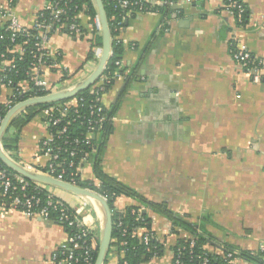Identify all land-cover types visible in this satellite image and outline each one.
<instances>
[{"label":"crops","instance_id":"1","mask_svg":"<svg viewBox=\"0 0 264 264\" xmlns=\"http://www.w3.org/2000/svg\"><path fill=\"white\" fill-rule=\"evenodd\" d=\"M175 1L179 8L167 23L153 12L127 15L121 31L127 70L102 96L109 119L93 139L105 143L103 169L139 192L120 196L116 208L141 206L165 247L144 264H171L178 239L192 237L175 234L166 216L143 206L148 202L167 203L193 221L215 253L234 247L257 255L264 244V68L261 81L253 82L234 60L231 43L237 39L264 60V0H243V24L225 0ZM45 2L0 0V11L9 7L22 25L32 27ZM2 18L0 12V23ZM84 23L82 38L55 34L49 41L72 75L60 82V71L50 74L57 90L75 86L98 64L102 32L89 18ZM92 45L96 59H88ZM12 92L0 86V103ZM46 132L45 124L36 125L31 135L26 130L17 153L5 151L25 166H44L38 148ZM92 161L83 166V180L95 179ZM1 199L0 193V264H53L52 254L67 245L66 228L4 210ZM69 205L81 209L88 225L101 226V216L80 196ZM116 255L109 264H118L122 255ZM233 264L256 263L237 257Z\"/></svg>","mask_w":264,"mask_h":264},{"label":"built area","instance_id":"2","mask_svg":"<svg viewBox=\"0 0 264 264\" xmlns=\"http://www.w3.org/2000/svg\"><path fill=\"white\" fill-rule=\"evenodd\" d=\"M13 1L14 0H9L10 4H12ZM72 1L73 0H46L45 5L38 11L35 23L32 27L22 25L18 17L10 11L9 7L0 11L3 17V22L0 24L2 25L8 22L6 30L12 32V39L14 40L16 35H24L28 39L34 38L37 50L36 61L33 63L30 79L20 81L16 87L14 86L13 79L8 75L9 71L16 69V62L13 59H7L3 61V64H0V70L7 72L0 76V86H8L13 91L11 97L3 103L9 110L15 104L25 100L24 96L32 91L33 88L47 93L32 97L58 91L48 78L50 74L60 71L62 73L60 82H65L68 79L70 73L66 68L61 67V61L59 60L62 54L58 51L53 52L49 48V41L55 34H66L74 38H82L86 35L84 18H89L90 20L87 13V6L83 5L79 11L75 12L73 16H70ZM111 3L116 9H123L126 12V16L128 14L148 12L162 14L161 9L163 7L174 9L177 6L175 0H111ZM225 4L228 12L236 21L239 24H243L247 12L244 1L225 0ZM113 19H115V16H113ZM90 23L94 30H101V24L98 18L93 22L90 21ZM166 30L168 31L169 28ZM2 38L3 35L0 34V60L5 58V54L1 53ZM115 39L117 41H124L121 37V32L117 33ZM131 45L132 47L134 46L133 44ZM231 45L234 48V60L251 76L253 82L259 83L264 68V60L255 57L247 48L242 46L237 39H234ZM10 51L18 52L21 57L24 50L22 45L18 44ZM94 55H96V50ZM95 57L96 56H94V59H96ZM122 62L123 61H117L116 64L120 65ZM53 68H56V71L53 70ZM105 70L97 82L88 88L89 92L94 95L90 102H87L84 97H77L76 95L64 101L50 103L48 107L41 110L47 130L46 135L40 140L41 155L46 159V162L44 166H40L39 168L46 169L44 174L64 180L73 185H78L76 176H80L84 164L89 162V156L95 151V147L92 145L91 147L93 150L90 155L83 154L79 157V148L84 144H90L91 140H94L93 136L96 135L109 119L107 110L102 103V96L107 91L108 85L112 83V77L109 74L105 75ZM24 82L27 84V87L24 85ZM84 107H86L87 110L83 111ZM3 119L4 117L0 116V125ZM74 123H80L86 127V130L83 131V136L73 135V133H76L75 130H72V135H70V127ZM76 163H78L76 167L78 172L77 170H75V172L69 171L68 168H73L76 166ZM32 186L33 188L30 191L29 189ZM43 188H45V185L38 182L36 185H33L30 179L12 170L4 163L3 165L0 163V193L2 197L1 204L4 210L16 209L29 218H38L73 229L72 232H68L67 245L62 247L67 249L68 254L63 258H58L57 253L54 252L51 256L53 264H95L91 253L99 248L101 235L100 227L96 224L88 225L80 208H72L63 199L56 198L53 192L47 195V204L41 207V200L38 193ZM83 205H85V203ZM50 208L57 211L58 215L55 217L51 216ZM139 211H141V209H139ZM133 212H136V210H133ZM121 226L122 222H118V227ZM99 230L100 232H98ZM120 230L123 236L128 234L126 228L122 227ZM153 235L154 232L147 226H138L130 233L132 238L139 237L146 243ZM194 245L195 241L191 240L190 249H192ZM78 249H82L84 254L77 255L76 251ZM124 252L125 250L120 254L124 256ZM258 253L264 260V244L259 246ZM226 258V264H233L234 254L228 253ZM173 261L174 252L172 262ZM175 262L176 264H184L181 255L177 256ZM194 264L213 263L207 255H204Z\"/></svg>","mask_w":264,"mask_h":264},{"label":"trees","instance_id":"3","mask_svg":"<svg viewBox=\"0 0 264 264\" xmlns=\"http://www.w3.org/2000/svg\"><path fill=\"white\" fill-rule=\"evenodd\" d=\"M17 0H14L12 4H15ZM108 18H109V24L110 29L112 33V49H111V57L107 64L105 75L109 74L112 77V83H110L107 87V91L112 87V85L115 83L116 79L120 75H124L127 70V66L122 62V64L117 65V61H123V55H124V41H117L115 39V36L117 33H120L124 27L125 20H126V12L121 8H115L114 5L111 3V0H103ZM83 5L87 6L88 9V15L90 17V21H94L96 18H98L97 10L94 4L93 0H73L71 2V11L70 16H73V14L77 11H79ZM76 7V8H75ZM174 10H176L174 8ZM174 10L170 7H163L161 9L162 16L165 18V22L167 23L169 18L174 13ZM113 16H115V19H113ZM245 15V20H246ZM8 25V22L4 24H0V34L3 35V38L1 39V53L5 54V58L0 60V64H3L4 60L7 59H13L16 62V69H13L12 71L8 72V75L10 78L13 79L14 86L16 87L20 81L30 79L32 74V66L33 63L36 61V46H35V39L30 38L28 39L24 35H16L15 39H12V32L9 30H6V27ZM33 33V31H32ZM21 44L23 47V54L20 57L18 52H11L16 45ZM100 44V43H99ZM101 45V44H100ZM95 45H92V48L88 54V59L94 58V50L93 47ZM59 60H62V56L59 57ZM53 70L56 71V68H53ZM4 73L0 70V76H2ZM72 76V75H71ZM70 75L68 76L71 77ZM114 78V79H113ZM47 92H41L38 91L36 88H33L32 91L28 92L24 98H29L35 95H41ZM77 97H84L87 102H90V100L94 97L88 89L80 92L77 94ZM49 104H41L37 106H31L28 108H25L24 111L18 115H16L12 121V125L16 127L18 130L17 133L9 136L7 134L3 137V147L6 150H9L11 152L17 153L18 151V144L20 141V131L25 125L41 110L48 107ZM87 110L86 107L83 108V111ZM9 111L8 108H6L3 104H0V116L5 117L7 112ZM107 123L102 127V132L105 131ZM75 130L76 133H73V135L76 136H83V131L86 130V127L81 125L80 123H74L70 127V135L71 131ZM82 133V134H81ZM104 142H100L96 145V141L91 140L90 144H84L80 149L79 157H81L83 154H89L92 152L93 148L91 147L94 145L95 151L89 156V160L92 161V168L95 179H85L83 180L80 176H76L78 185L89 188L100 194L109 204L111 212H112V220H113V236L111 240V249H114L116 252L121 253L123 250L124 256H121L119 258L118 264H144L149 262L152 258L156 256H161L164 253V245L156 238L155 235H153L149 241L143 242L141 238H132L130 236V233L138 226H147L149 229H152V220L148 216L147 213H144L142 207L139 205H133L126 207L123 210H119L116 208L115 202L116 200L123 195L131 196V197H138L139 192L119 180L118 178L111 176L108 174L104 169L102 165V156L104 154ZM93 156V157H92ZM13 158L18 161L19 163L23 164L21 161V158L17 154H13ZM69 160V159H68ZM67 160V161H68ZM0 163L3 165V162L0 161ZM77 165L73 168H68L69 171L75 172L77 170ZM30 169H33L35 171H38L40 173H45L46 169L39 168V167H31L26 166ZM83 169V168H82ZM78 172V170H77ZM32 181V180H31ZM33 185H36L37 182L32 181ZM33 188L30 187V191ZM1 192V190H0ZM52 192L47 187L43 188L39 193L38 196L41 200L40 206H45L47 204V195ZM56 196V195H55ZM2 198V197H1ZM56 198H59L56 196ZM4 199V198H3ZM9 199V198H6ZM10 201V200H9ZM144 207H150L153 210L163 214L166 216L171 222H172V229L175 234H180L181 231H186L191 234V238L189 239H178L177 243L173 247L174 252V261L171 264H176L175 260L178 255H181V259L184 262V264H194L197 260H199L202 256L207 255L211 262L213 264H226L227 263V254L232 253L234 254L235 258H245L247 260H250L256 264H264V260L262 256L258 253L253 254L249 250H240L239 252L235 251L234 247H229L225 251L221 253H215L214 251H211L208 249L207 245L209 243V238L207 236L202 235L198 232L196 229V225L193 221H190L186 219L182 214H179L172 210L167 203L164 202H148V203H142ZM141 209V211H139ZM133 210H136V212H133ZM51 216H57L58 212L54 211L52 208H50ZM118 222H122V226L118 227ZM126 228L128 231V234L126 236H123L121 233L120 228ZM67 232H72L73 229L71 227H66ZM194 240L195 245L192 249H190V241ZM84 251L82 249H78L76 251L77 255L84 254ZM58 258H63L68 254L67 249L59 248L56 251ZM91 255L94 258V263L96 262L97 255H98V248L95 251H92ZM123 257V258H122ZM109 259L107 257L105 264H108ZM126 262V263H125ZM79 264V263H74Z\"/></svg>","mask_w":264,"mask_h":264},{"label":"water","instance_id":"4","mask_svg":"<svg viewBox=\"0 0 264 264\" xmlns=\"http://www.w3.org/2000/svg\"><path fill=\"white\" fill-rule=\"evenodd\" d=\"M93 1L97 10L98 19L101 24V32L103 38L102 53L99 57V61L96 68L87 78L81 80L71 88L58 90L42 96L28 98L15 104L7 112L0 125V160L12 170L24 175L26 178L34 182H38L43 185L59 187L63 190L72 192L80 196L83 200L90 204L94 208V210L101 216V235L98 248V255L95 264H105L108 253L110 251L111 240L113 236L112 212L108 202L100 194H98L92 189L73 185L64 180L49 176L44 173H40L22 165L10 155H8L5 151V148L3 147V137L6 134V131L8 130L9 126L12 125L14 117L22 110L31 106L49 104L73 98L78 93L90 88L104 73L105 67L111 57L112 33L110 29L108 14L103 0ZM177 8H179V6H177L176 9Z\"/></svg>","mask_w":264,"mask_h":264},{"label":"rangeland","instance_id":"5","mask_svg":"<svg viewBox=\"0 0 264 264\" xmlns=\"http://www.w3.org/2000/svg\"><path fill=\"white\" fill-rule=\"evenodd\" d=\"M98 59V58H97ZM55 88H59V86H57V85H55ZM24 110H22L20 113H22ZM20 113H18V114H20ZM17 114V115H18ZM44 121H43V112L41 111V112H39V113H37L28 123H30L29 124V127L28 128H32V130H34L35 129V126L37 125V126H39V127H42V125H44V123H43ZM27 123V124H28ZM26 124V125H27ZM25 125V126H26ZM23 128H25V127H23ZM21 129V131H20V140H22L21 138H24V136H25V134H26V130H29V135H31L32 134V130L31 129ZM23 130V131H22ZM18 132V130L16 129V127H14L13 125H11V126H9V128H8V130L6 131V134L7 135H9V136H11V135H13V134H15V133H17ZM38 152L40 153L41 151H40V145H39V148H38ZM45 187H47L49 190H51V191H53L54 192V194L56 195V196H58L59 198H61V199H63V200H65L68 204H71L72 202H74V200L76 199V195L75 194H73L72 192H69V191H66V190H63V189H61V188H59V187H54V186H49V185H45ZM80 200V199H79ZM80 201H82V200H80ZM82 204H83V202H82ZM116 254H118V252H116L114 249H111L110 251H109V253H108V259H109V261L111 260V259H113V260H115L116 259ZM108 264H109V262H108Z\"/></svg>","mask_w":264,"mask_h":264}]
</instances>
